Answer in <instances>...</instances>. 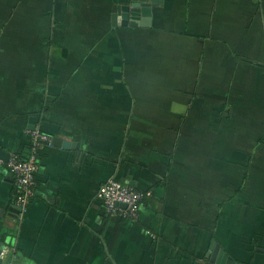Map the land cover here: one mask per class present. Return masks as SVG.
I'll return each instance as SVG.
<instances>
[{"label":"crops","instance_id":"1","mask_svg":"<svg viewBox=\"0 0 264 264\" xmlns=\"http://www.w3.org/2000/svg\"><path fill=\"white\" fill-rule=\"evenodd\" d=\"M148 2L0 0V264H264V0L113 24ZM33 129L23 212L8 164ZM109 180L144 194L138 221Z\"/></svg>","mask_w":264,"mask_h":264},{"label":"built area","instance_id":"2","mask_svg":"<svg viewBox=\"0 0 264 264\" xmlns=\"http://www.w3.org/2000/svg\"><path fill=\"white\" fill-rule=\"evenodd\" d=\"M28 134L32 142L31 155L26 160L13 157L8 164L14 172L16 185L19 189L16 204L23 212L27 210L29 201L35 194L38 152L44 144L51 143V139L37 129L28 131ZM143 197V193L115 180H109L101 186L98 192V198L106 204L109 210L132 221L139 220L140 204ZM115 204H123L126 208L117 207Z\"/></svg>","mask_w":264,"mask_h":264},{"label":"water","instance_id":"3","mask_svg":"<svg viewBox=\"0 0 264 264\" xmlns=\"http://www.w3.org/2000/svg\"><path fill=\"white\" fill-rule=\"evenodd\" d=\"M155 2L156 0H151V2L148 3H131L130 5L123 6L121 8H114V15L112 16L113 24H117V21L120 17L125 21V23L132 21L133 24L140 20L142 27L150 26L152 19V4ZM115 205L120 208H126V206L123 204ZM12 213H18V211L14 210ZM12 217L16 218L14 215H12Z\"/></svg>","mask_w":264,"mask_h":264}]
</instances>
